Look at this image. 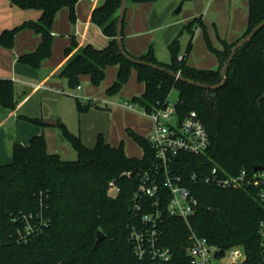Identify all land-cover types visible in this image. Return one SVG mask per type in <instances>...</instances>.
Masks as SVG:
<instances>
[{
	"label": "trees",
	"instance_id": "obj_1",
	"mask_svg": "<svg viewBox=\"0 0 264 264\" xmlns=\"http://www.w3.org/2000/svg\"><path fill=\"white\" fill-rule=\"evenodd\" d=\"M10 1L20 9H37L41 13L36 22L25 21L3 30L0 44L12 48L16 33L29 28L35 30L41 35L40 44L33 52L20 56L18 61L38 69L51 54V26L55 13L65 6L74 21L78 0ZM151 1L154 0H127L131 3ZM247 2V28L241 37L264 20V0ZM119 6L120 0H103L92 10L91 22L108 38V44L102 49L91 44L77 48L75 43L66 48V63L59 76L65 78L70 87L78 86L82 74L89 75L91 83L97 85L104 77L105 68L115 65L118 68L116 78L106 90L108 95H113L127 82L133 68L144 90L131 101L146 113L164 109L170 92L176 90V110L180 113L195 111L209 137L204 154L179 155L181 165L176 171L186 178L213 166L231 175L244 170L249 177L255 173L254 167L264 169V28L236 51L225 84L215 90H206L127 61L119 53L115 40ZM196 27L203 32L208 51L218 59L216 70L186 64ZM183 31L189 34L184 53L180 55L177 36L167 46L170 61L166 64L156 61L152 47L140 57L124 50L137 60L163 66L194 82L220 83V69L238 39L227 43L217 36L221 49L214 48L201 18L189 21ZM179 55L181 60H178ZM0 106L15 109L10 79L0 80ZM76 106L81 112L91 107L77 99ZM18 117L43 126L41 119ZM57 126L62 137L74 148L75 160H62L58 154L48 153L41 134L31 137L27 145L14 144L11 162L0 165V264H149L134 256L129 241V229L135 219L132 195L140 182L137 172L154 161L148 138L127 130L143 151L140 159L129 158L124 152L123 141L113 147L98 134L94 145L88 147L63 124L58 122ZM127 172L131 173L129 177L125 176ZM110 182L119 190L116 198L108 196ZM186 182L199 202L196 213L189 217L193 231L220 249L241 247L245 260L240 264H260L257 230L259 223L264 221V206L257 196L258 189L248 186L225 190L199 179ZM145 212L140 211V214ZM30 214L36 231L26 236L25 241H18V231L24 232L22 218ZM160 229L162 245L170 249L173 264H186L185 249L190 243L186 223L181 218L164 215ZM97 232L104 235L99 244H96Z\"/></svg>",
	"mask_w": 264,
	"mask_h": 264
},
{
	"label": "crops",
	"instance_id": "obj_2",
	"mask_svg": "<svg viewBox=\"0 0 264 264\" xmlns=\"http://www.w3.org/2000/svg\"><path fill=\"white\" fill-rule=\"evenodd\" d=\"M79 1L85 3L87 0H78L77 2ZM241 1L245 2H240L239 0H190L188 2L190 6L186 8V12L181 17L177 16V14L185 9L184 3H182V7L179 6L181 8L179 13H175L177 10L175 8L181 3V0H154L145 3L127 2L122 24L123 47L134 57L144 55L152 47L153 55L157 62L163 64L169 63L168 44L178 36L181 50L180 55H182L189 40V34L184 33L183 27L189 21L198 17L205 19L213 46L215 40L217 42V36L227 43L235 42L243 35L247 28L248 2L247 0ZM102 3L103 0L88 1L87 6L90 8L89 15L82 18L78 17L77 19L85 30L94 25L90 19L91 12ZM224 10L228 12L226 13V17L222 15ZM40 13L37 9H20L13 5L10 0H0V33L3 30L12 29L25 21L36 22ZM208 14H211V16ZM97 30L100 33L101 40L97 45L99 48H96L102 49L107 46L108 38L102 34L99 27H97ZM200 37V29H195L192 49L186 57V64L198 69L216 70L219 65L218 59L213 60L201 48L199 49L201 52H199V58L196 59L194 57L195 44L196 42L199 44ZM40 42L41 35L29 28L16 33L12 48H5L0 44V80L10 79L13 82L16 100L14 110L0 106V165L11 162V149L14 144L27 145L31 137L41 134L45 137L47 152L58 154L62 160H67L61 157L62 153H59L57 144H49V140L57 136L53 129L56 126H39L18 117L19 115H23L28 118L41 120L52 118L58 122L59 117L57 116L59 115V110H66L68 106L70 107L68 98L61 96V94H64L62 80L53 79L59 73L60 68L66 63V49L63 54L61 48H59L55 52L54 58L46 60L47 62H44L39 69H33L18 61L20 56L33 52ZM83 43L82 41L80 44L82 45ZM105 43L106 45L102 47ZM77 48L80 47L77 45ZM218 49H221V45ZM117 71V66L113 70H110L111 78L107 82V88L114 82ZM84 81L87 80L84 79ZM84 87V95L78 94V91L82 90L80 86L74 91L77 95L74 97L75 101L76 99L78 100V96L86 100L92 98L91 95L95 90L86 82ZM143 90L142 84L141 94ZM136 130L138 134L145 137L146 127L140 126ZM85 131L91 132L87 139L89 143L85 142L84 144L88 147L93 146L91 142H95L94 139H96L98 134L103 135L106 133V131L96 125L92 127V131L88 126L80 128V132L84 133ZM114 134L111 133L108 136V133H106L108 142H110L107 143L116 147L122 140L117 139L118 137L116 138ZM112 138L115 140H112ZM48 144L51 146L50 149ZM60 152L62 151L60 150ZM125 154L129 158L140 159L143 156V151L141 149L139 155L136 156L128 155L127 151H125ZM75 159L76 157L71 160Z\"/></svg>",
	"mask_w": 264,
	"mask_h": 264
},
{
	"label": "built area",
	"instance_id": "obj_3",
	"mask_svg": "<svg viewBox=\"0 0 264 264\" xmlns=\"http://www.w3.org/2000/svg\"><path fill=\"white\" fill-rule=\"evenodd\" d=\"M178 56V60H181ZM177 100L168 101L164 109L142 113L149 116L154 127L148 140L154 151V161L137 172L140 182L132 195L134 223L129 229V241L134 256L149 264H173L172 253L162 245L160 224L164 215L181 218L189 229V245L185 249L186 264H240L245 260L241 247L220 249L198 236L189 224V217L199 206L197 197L188 186L187 180H201L207 185L225 190L243 189L253 186L258 189L257 196L264 206V172H255L251 177L244 170L231 175L216 166L192 173L188 178L177 173L180 168L179 155L199 156L209 146L208 133L195 111L180 113L176 110ZM129 109L132 104H125ZM130 172L125 173L129 177ZM108 196L116 198L118 188L110 182ZM146 211L140 214V211ZM33 216H23L24 232L18 231V241L36 231L30 220ZM259 263L264 264V221L258 225ZM25 234V235H24Z\"/></svg>",
	"mask_w": 264,
	"mask_h": 264
},
{
	"label": "rangeland",
	"instance_id": "obj_4",
	"mask_svg": "<svg viewBox=\"0 0 264 264\" xmlns=\"http://www.w3.org/2000/svg\"><path fill=\"white\" fill-rule=\"evenodd\" d=\"M88 1L89 0H87L85 3L83 1L77 2L74 9V14H75L74 21L70 19L69 10L67 7L63 6L57 10L51 26V32L53 33V39L51 42V54L49 55V57H47L41 62L39 68H41L44 62L53 59L55 52H57L59 48H61L64 54V50L68 47H71L74 43L78 45L80 48L84 47L87 43H91L95 47H98L97 45L100 43L101 37H100V33L97 30V27L95 25H92L89 27V29L85 30L81 25V22L79 23V20H77L78 17L82 18L83 16L86 17L87 15H89L90 8L89 6H87ZM189 1L190 0H181V3H179L176 6L175 10L179 6L182 7V3H184V8H185L181 13L177 14V16L181 17L184 14V12H186V8L190 6L188 3ZM239 1L245 2L241 0ZM222 13H223L222 15L226 17V13L228 12L224 10ZM211 14H213V12H211ZM211 14L208 15L211 16ZM247 19H248V14H247ZM201 20L206 27L207 25L205 24V19L201 18ZM196 29H200V28L196 27ZM208 32L209 31L207 30V34L209 36ZM184 33L188 35L186 31H184ZM82 41L84 43L81 45L80 43ZM219 44L220 43L218 42L217 39V42L215 40L214 43L215 47L213 46V44L212 46L218 49L220 48L221 45ZM105 45L106 43L102 47H104ZM200 48L202 49V51L204 50L205 52H207V54L211 56L213 60L217 59L216 56L213 55V53L207 51L208 49L206 47L202 31H201L200 42L199 44H197L196 42L195 50L193 52L194 57L196 59L199 58ZM64 65L60 68V70L64 67ZM115 67H116L115 65L107 66L104 71L103 79L97 85L92 84L89 75L86 74H82L79 76L78 79L79 84L76 87H70L68 81L63 77H60L59 73L55 77H53V79L62 80L64 85V92H63L64 94H61V96H63L64 98H68L70 103V107L68 106L66 110L65 109L59 110V115L57 116L59 117L58 122L60 124H63L71 134L75 136H79L83 144H85V142L89 143L87 139L91 134L90 131L88 132L85 131L84 133L80 132V128H84L85 126H88L89 129L92 131V127L96 125L97 127H100L102 130L106 131V133H108V136L111 133H115L114 134L115 137L116 138L118 137L117 139H121L124 142V152L127 151L128 155L136 156L139 155V153L141 152V148L133 140V138L127 133V130H132L138 133L136 130L138 127L140 126L146 127L147 130H145L144 135L147 138L150 135V132H152L153 130L154 122L149 116L142 113L141 108L138 107V105L132 103L131 101L133 97L141 96V89H142V83L138 82L136 79L135 69L132 68L130 70V74L127 82L122 86V88L117 93L113 95H108L106 93L107 90L106 88L108 85L107 82L110 81L111 78L110 70H113V68ZM84 79H86L87 81H84ZM85 82L88 83V85L92 87L95 91L91 95L92 98H90L89 100H86L85 98L82 99L81 97L78 96V100L82 104L89 103L91 106L87 112H81L77 109L76 101L74 99V97H76L77 95L74 93V91H76L77 88L80 86L82 90L78 91V94L81 93L84 95ZM177 97H178V93L176 90L173 89L168 96V101L170 103H173L177 100ZM114 102L115 104H113ZM125 104H132L133 108L129 109L128 107H126ZM53 129L56 132L57 136L54 137L52 140H49L50 141L49 144L50 145L57 144L59 153H62L61 157H64L67 160L74 159L76 157V152L72 147V145L62 137L61 129L58 126H56ZM106 133L103 134V137L105 141L108 142ZM112 140L115 139L112 138ZM94 143H95L94 141L91 142V145H94ZM50 145H49V149L51 148ZM60 150L62 152H60Z\"/></svg>",
	"mask_w": 264,
	"mask_h": 264
},
{
	"label": "water",
	"instance_id": "obj_5",
	"mask_svg": "<svg viewBox=\"0 0 264 264\" xmlns=\"http://www.w3.org/2000/svg\"><path fill=\"white\" fill-rule=\"evenodd\" d=\"M126 6H127V0H120V6H119L118 13H117V26H116V37H115L119 53L127 61H129V62H131L133 64L145 65V66H147L149 68H152V69H154L156 71L166 73L167 75H169L170 77L174 78L175 80H177L179 82H183V83H186V84L198 87V88L206 89V90H215V89H218V88L222 87L225 84L227 70H228L229 64L233 60V57H234V54L236 53V51L241 46H243L244 44L249 42L260 29L264 28V20H262L257 26H255L251 30V32H249L245 36L239 38L235 42V44L232 46L228 59L223 64L222 68L220 69L221 82L218 83V84H215V85H206V84L197 83V82H194V81H192L190 79H187V78L183 77L181 74L176 73L174 71H171V70H169V69H167V68H165L163 66H159V65L147 63V62H144V61H140V60H137V59L129 56L127 54V52L124 50V48H123L122 35H121L122 34V24H123V19H124ZM180 9L181 8L178 7L177 10L175 11V13H179ZM42 123H43V125H46V126H57V124H58V122L56 120L52 119V118L43 120ZM261 171H264V169H262L259 166L254 167V172H261ZM103 239H104V235L101 232H97L96 244H99Z\"/></svg>",
	"mask_w": 264,
	"mask_h": 264
}]
</instances>
